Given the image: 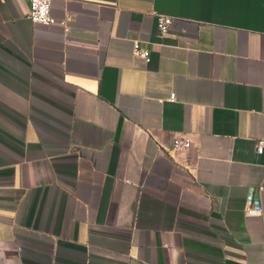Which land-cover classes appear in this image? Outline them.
Masks as SVG:
<instances>
[{"label": "crops", "instance_id": "1", "mask_svg": "<svg viewBox=\"0 0 264 264\" xmlns=\"http://www.w3.org/2000/svg\"><path fill=\"white\" fill-rule=\"evenodd\" d=\"M50 5L0 0V264H264V0Z\"/></svg>", "mask_w": 264, "mask_h": 264}, {"label": "built area", "instance_id": "2", "mask_svg": "<svg viewBox=\"0 0 264 264\" xmlns=\"http://www.w3.org/2000/svg\"><path fill=\"white\" fill-rule=\"evenodd\" d=\"M51 0H28V11L27 18L31 22L41 23V24H53L55 19L51 15ZM175 20L166 15L156 14V29L157 32L162 35L167 33L173 26ZM65 26V25H64ZM133 54L137 57L143 58L144 60H149L150 50L144 48L139 42L134 41L132 44ZM175 94L170 95V100H174ZM191 142L188 138H183L175 136L171 140L172 150H179L188 148ZM256 151L259 154L264 152V139H259L256 142ZM255 190L253 187L249 188L246 195V208L250 213H260L262 210V204L258 197L255 196Z\"/></svg>", "mask_w": 264, "mask_h": 264}]
</instances>
